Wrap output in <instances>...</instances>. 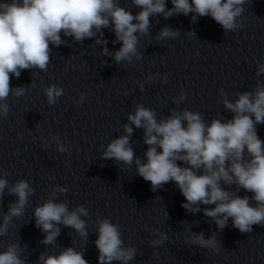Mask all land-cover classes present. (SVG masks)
Wrapping results in <instances>:
<instances>
[{
  "label": "water",
  "instance_id": "obj_1",
  "mask_svg": "<svg viewBox=\"0 0 264 264\" xmlns=\"http://www.w3.org/2000/svg\"><path fill=\"white\" fill-rule=\"evenodd\" d=\"M118 3L133 15L141 10L132 0ZM166 6L172 8L171 0ZM242 7L237 22L243 26L236 31H225L210 16L197 17L195 22L193 13L167 19L163 14L151 16L148 33H137L140 58L133 57L131 63L115 61L112 54L121 42L113 43L111 24L79 42L61 33L65 43L50 44L47 70L26 69L11 78L13 88L24 87L26 92L20 97L9 95L8 115H0V178L8 181L0 198V220L17 199L8 188L27 180L35 191L23 216L14 218L8 235L0 237V251L19 241L27 264H38L41 253L57 254L73 247L83 252L88 264H98V222L108 219L119 226L122 247L135 249L127 264H264V225L241 233L229 218L221 230L203 214L204 207L214 205H201V211L191 213L181 206L185 198L173 182L151 190L135 164V158L145 160L148 147L143 128L132 125L131 166L102 159L107 145L125 134L124 125L130 124L128 115L134 114L137 104L154 110L158 122L172 110L184 109L200 112L206 122L231 119L223 108L221 90L234 101L236 93L253 91L258 80L264 84V73L257 76L264 64V0H246ZM165 27L178 31V36L157 39ZM105 47L109 55L104 54ZM52 84L63 89L54 105L44 93ZM181 90L187 96L177 104ZM256 128L264 140V125ZM54 136L66 151L59 150ZM56 186L67 188L56 193V202H66L69 211L80 205L88 210L80 217L86 221L87 237L60 224L53 246L41 243L44 234L35 226L33 212L53 198ZM238 194L252 195L243 189ZM191 233H203L205 239L215 234L218 247L191 243ZM161 234L166 236L163 243L151 244Z\"/></svg>",
  "mask_w": 264,
  "mask_h": 264
},
{
  "label": "clouds",
  "instance_id": "obj_2",
  "mask_svg": "<svg viewBox=\"0 0 264 264\" xmlns=\"http://www.w3.org/2000/svg\"><path fill=\"white\" fill-rule=\"evenodd\" d=\"M245 2L171 0L172 8H167V0H132V4L141 9L133 15L121 7L118 0H4L0 2V115H8L9 95L20 97L26 92L24 87L13 88L11 78H18L26 69L47 70L50 44L65 43L61 33L79 42L94 37L111 24L116 37L113 43L121 42L119 50L112 54L115 61L131 63L133 57L140 58L137 33H148L151 16L163 14L167 19L193 13L192 22L197 17L210 16L225 31H236L243 26L237 18L242 15ZM178 34L165 27L157 39H174ZM101 42L107 43L97 40ZM103 52L109 55L106 47ZM261 73H264V64L259 65L257 76ZM140 87L143 90V85ZM44 93L47 102L54 105L63 95V89L52 84ZM186 96L181 90L175 103H181ZM220 96L223 108L232 114L231 119L222 117L206 122L200 112L184 109L172 110L158 122L154 110L137 104L134 114L128 115L130 124L124 125L125 134L107 145L102 159H115L131 166L135 157L129 142L132 125L143 128L144 143L148 147L145 160L135 158V164L137 174L150 182L152 191L173 182L185 198L181 206L188 212L201 211V205H214L204 207L203 214L212 218L217 228L222 230L231 218L234 228L249 233L253 225H264V140L260 139L256 128L258 124L264 125V84L258 80L253 91L236 93L234 101L229 100L223 90ZM53 138L59 150L66 151V146L59 144V137ZM3 175L6 177L7 172ZM7 185V179L0 178V198ZM241 189L252 195L240 196ZM8 191L17 199L9 203L8 212L0 220V237L8 235L14 218L23 216L29 206L28 198L35 190L27 180H19ZM57 192H67V188L56 186L51 193L53 198L35 207L33 212L35 226L44 234L41 243L55 246L60 224L86 238V221L80 217L87 216L88 210L80 205L69 211L66 202L55 201ZM165 239L161 234V239L152 240L151 244H162ZM189 240L204 248L218 247L215 234L205 239L203 233H191ZM95 245L98 264H112L114 260L127 264L135 254L134 248L122 247L119 226L108 219L98 222ZM24 252L19 241L9 242L0 251V264H27ZM38 264H88V261L82 251L66 247L57 254L41 253Z\"/></svg>",
  "mask_w": 264,
  "mask_h": 264
}]
</instances>
